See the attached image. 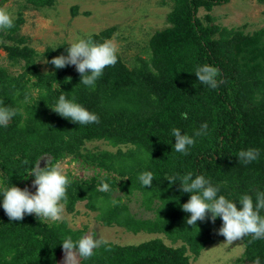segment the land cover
Instances as JSON below:
<instances>
[{
    "label": "trees",
    "instance_id": "1",
    "mask_svg": "<svg viewBox=\"0 0 264 264\" xmlns=\"http://www.w3.org/2000/svg\"><path fill=\"white\" fill-rule=\"evenodd\" d=\"M8 1L0 0V7ZM26 1L35 9L54 4V0ZM170 1V27L152 35L148 58H138V64L129 68L116 54V64L104 69L94 89L80 84V75L69 66L55 69L46 64L51 70L42 72L36 52L18 34L20 16L12 29L0 31V49L11 66L21 69L14 76L0 67V101L18 110L7 127H0V189L27 188L24 180L37 164L51 167L70 157L97 173L88 180L68 178L69 211L83 201L91 210L99 195L110 199L114 190L127 197L139 194L142 208L154 213L152 219L136 218L120 198L115 205L100 207L97 219L130 234H158L181 242L176 248L161 238L131 246L106 242L80 264H192L188 250L196 258L207 244L224 238L217 234L222 226L219 217L214 223L206 217L195 226L186 224L190 214L181 206L191 194L180 191L179 179L170 185V176L202 175L220 186L218 196L236 202L238 210L242 195H250L255 204L256 193L264 192V28L244 34L213 24L210 15L204 17L207 25L198 19L200 9L209 12L230 0ZM113 33L114 28H108L86 39L103 43ZM67 48L64 44L46 48L42 56L49 61L66 55ZM202 65L219 70L218 88L197 80L195 69ZM62 94L75 98L100 122L79 125L53 112ZM204 123L207 134L195 137L187 155L177 153L171 130L179 128L192 136ZM94 141L116 151L84 152V145ZM250 148L259 150V156L244 164L238 153ZM143 172L153 174L151 187L139 182ZM101 181L110 191L98 190ZM2 200L0 196V205ZM84 234V228L74 230L64 221L46 222L35 215L9 221L0 206V264H57L63 240L71 236L76 241ZM250 240V236L241 240V258L252 263L259 257L264 264V239Z\"/></svg>",
    "mask_w": 264,
    "mask_h": 264
},
{
    "label": "rangeland",
    "instance_id": "2",
    "mask_svg": "<svg viewBox=\"0 0 264 264\" xmlns=\"http://www.w3.org/2000/svg\"><path fill=\"white\" fill-rule=\"evenodd\" d=\"M2 7H6L15 19L21 17L23 23L18 34L25 37L26 45L36 52L39 69L47 72L51 68L44 63L46 59L42 56L46 48L55 49L62 44L69 47L77 38L86 39L89 35L108 28H114L109 40L118 46L117 54L129 68L136 66L138 58H148V42L152 35L170 27L167 14L172 10L173 4L170 0H54L51 7L35 9L26 0H9ZM72 11L75 12L74 16ZM206 15L212 17L213 24L228 29H241L244 34H252L264 28V0H230L228 4L213 7L209 12L200 9L197 17L203 25H207L204 20ZM0 67L14 76L21 72L20 67L9 64L2 49ZM69 67L72 72L76 71L74 66ZM84 149V152L116 151L115 148L100 141L88 142ZM42 164L43 160L40 162V165ZM56 164H60L63 173L71 179L88 180L97 173L94 168L81 165L70 157ZM33 179L34 177L30 176L28 179L25 178L24 182L34 194ZM117 198L127 205L129 212L136 218L154 217L152 211L142 208L139 194L127 197L114 190L110 199L99 195L91 210L85 206L84 201L76 203L72 211L65 205L62 221L71 229L84 228V235L92 234L95 239H102L114 245H138L157 238H161L169 247L176 248L181 245L180 241H172L164 235L145 233L134 235L122 228L101 224L97 219L98 215L101 216L100 207L113 203ZM243 250L241 240L227 245L225 238H222L207 244L196 258L189 250L187 255L192 264H252L241 258ZM57 264H63V251L58 255Z\"/></svg>",
    "mask_w": 264,
    "mask_h": 264
},
{
    "label": "clouds",
    "instance_id": "3",
    "mask_svg": "<svg viewBox=\"0 0 264 264\" xmlns=\"http://www.w3.org/2000/svg\"><path fill=\"white\" fill-rule=\"evenodd\" d=\"M14 19L15 17L6 7H0V31L12 29ZM117 52L118 46L112 40L94 43L91 37L77 38L67 48L66 55L62 54L44 63L52 65L55 69L74 66L81 77L80 84L94 89L104 69L116 64ZM194 75L200 84L210 89H216L222 83V80L218 79L219 70L213 66H198ZM74 100L75 98L69 100L66 95L62 94L51 110L60 117L79 125L100 122L95 113L86 110ZM17 114V109L5 107L3 101H0V127H7ZM182 118H186V113ZM207 128V123L202 124L192 136L182 134L179 128H173L171 135L175 139L174 150L187 155L189 146L195 144V137L206 135ZM258 156L259 150L251 148L238 153L239 160L244 164L257 160ZM24 163L27 164V161ZM29 175L34 177L32 180V187L35 188L34 194L28 188L20 189L15 186L0 189V196L3 197L0 206L9 221H21L25 215H35L39 220L51 222L62 221L67 202L66 191L70 180L63 173L61 165L41 168L37 164ZM138 179L143 187H151L153 174L143 172ZM177 179L180 181V191L191 194L189 200L181 206L183 212L190 214L186 220L187 225L195 226L197 221L203 222L206 217L214 223L219 217L222 220V226L217 234L225 238L227 245L242 240L246 236L251 237L249 242L264 239V216L261 215L264 211V192L256 193L255 204L250 195H242L239 199L240 208L238 210L237 203L230 201L224 195L218 196L220 186H213L211 181L204 176L196 175L193 178V173L188 172L180 177L170 176L168 182L172 185L177 183ZM98 190L107 192L110 191V187L101 181ZM115 203L116 201L113 200L114 205ZM104 243L106 241L95 239L92 234L84 235L76 241H73L71 236L65 238L62 242L63 264H79L81 259L91 258L94 249ZM105 251H111V248H106ZM252 264H260L259 257H256Z\"/></svg>",
    "mask_w": 264,
    "mask_h": 264
}]
</instances>
